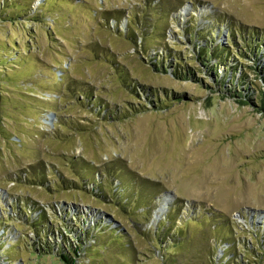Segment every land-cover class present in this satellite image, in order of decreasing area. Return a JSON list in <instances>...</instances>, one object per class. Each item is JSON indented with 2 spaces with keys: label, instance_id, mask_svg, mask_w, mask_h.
<instances>
[{
  "label": "rangeland",
  "instance_id": "obj_1",
  "mask_svg": "<svg viewBox=\"0 0 264 264\" xmlns=\"http://www.w3.org/2000/svg\"><path fill=\"white\" fill-rule=\"evenodd\" d=\"M263 74L264 0H0V264H264Z\"/></svg>",
  "mask_w": 264,
  "mask_h": 264
},
{
  "label": "trees",
  "instance_id": "obj_2",
  "mask_svg": "<svg viewBox=\"0 0 264 264\" xmlns=\"http://www.w3.org/2000/svg\"><path fill=\"white\" fill-rule=\"evenodd\" d=\"M209 29L210 30H212L210 27H209ZM228 29V32L231 34V36H232V38H233V36H234V33H233V31H234V28H232V27H229V28H227ZM243 32L241 31V37H243ZM244 38V37H243ZM233 41V40H232ZM258 41H256V38L255 39H253V41L252 40H246V48L245 47H243L242 48V50L241 49H238L236 52H237V54L239 53L240 55H245V54H247V52H248V49L247 48H251V45L253 44V43H257ZM258 44V43H257ZM199 48L200 49H198V52L199 53H202L203 55L207 52L206 50V47H204V46H202V45H200L199 46ZM256 48V47H255ZM218 48H216V49H214L215 51H216V53H214V55L217 57L219 54H221L220 52H218V50H217ZM247 51H246V50ZM255 53V52H254ZM256 54V53H255ZM257 55V54H256ZM175 58H177L178 60H180V57H178L177 55H175ZM261 77H263L264 78V74L261 76ZM257 100H258V102H259V105H260V109L261 110H263L264 111V90H260V88H258V94H257ZM43 167L44 166H42V170H43ZM18 176V178H21L22 177V175H17ZM24 177L27 179L28 178V180H31V182H33V183H39V184H42V185H46V180L47 179H45V174L43 173V171H41L40 172V174L38 175H33V176H28L27 175V173H25L24 174ZM23 178V177H22ZM61 178V177H60ZM62 181V180H61ZM85 183V182H84ZM94 183V182H93ZM92 188H93V186H91ZM84 188V187H83ZM114 193V192H113ZM98 194V193H97ZM115 194H117V195H119V198H121V199H123V195L121 194V191H118L117 189L115 190ZM125 198H127L128 200L130 199V197H129V195H127ZM126 199V200H127ZM130 204V203H129ZM41 214V213H40ZM172 213H171V211H169V212H167L166 213V218H170L172 215H171ZM206 214H208V213H206ZM39 215V214H38ZM40 216V215H39ZM38 216V217H39ZM206 217L207 216H209V215H205ZM77 217V215L75 216V218ZM78 218V217H77ZM172 218H173V220L174 221H176V220H178V218H176V217H173L172 216ZM191 219H193V217L191 218ZM189 220V218H187L186 219V221H188ZM75 222H79V223H81L80 222V220H76L75 219ZM78 223V224H79ZM164 223V221H162V224ZM73 224H75V225H78L77 223H73ZM35 232H39V229H35ZM158 232V230L156 231V233ZM156 235L157 234H154V237L155 238H157L156 237ZM223 242H227V245H224V249H221L223 252V254H224V252H228L229 250H230V248H231V246L230 245H228L229 243H228V241H226V240H224ZM67 244H68V252L69 253H74L75 255L77 254V249L75 248V247H73L70 243H68L67 242ZM224 244V243H223ZM166 248H168V247H166ZM239 250H241V249H244V250H246V251H249L250 250V248H249V245L246 243V242H241V245H239ZM221 254V253H220ZM75 255L73 256V255H70V254H68V253H61L60 254V256H61V258H62V260L65 262V264H76V262H75ZM237 257V255H236V253H235V251H232V253H231V255H230V259H231V261H232V259L233 260H235V258ZM229 259V260H230Z\"/></svg>",
  "mask_w": 264,
  "mask_h": 264
}]
</instances>
